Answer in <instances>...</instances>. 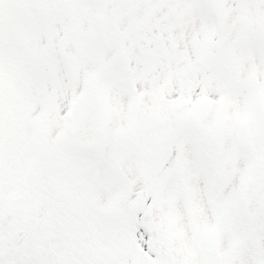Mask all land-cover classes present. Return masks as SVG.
Returning <instances> with one entry per match:
<instances>
[{
    "label": "snow or ice",
    "instance_id": "1",
    "mask_svg": "<svg viewBox=\"0 0 264 264\" xmlns=\"http://www.w3.org/2000/svg\"><path fill=\"white\" fill-rule=\"evenodd\" d=\"M0 264H264V0H0Z\"/></svg>",
    "mask_w": 264,
    "mask_h": 264
}]
</instances>
